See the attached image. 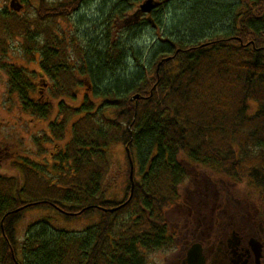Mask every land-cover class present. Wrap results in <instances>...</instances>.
I'll use <instances>...</instances> for the list:
<instances>
[{
    "label": "trees",
    "instance_id": "obj_1",
    "mask_svg": "<svg viewBox=\"0 0 264 264\" xmlns=\"http://www.w3.org/2000/svg\"><path fill=\"white\" fill-rule=\"evenodd\" d=\"M19 1L23 13L0 10V52L8 38H21L30 60L40 54L52 96L68 101L78 80L70 59H79L77 74L88 62L92 90L72 105L61 100L51 125L58 139L70 127L59 159L75 170L0 175V264H147L148 253L173 246L165 211L179 200L189 167L264 191V0H158L150 19L130 24L123 20L131 3L142 0H101L109 24L86 44L59 26L84 0ZM163 7L178 14L159 31ZM146 23L156 28L157 46L141 63L133 37ZM28 107L35 117L52 114L38 99ZM114 143L127 146L137 164L130 197L128 162L122 196L106 195V149ZM34 208L97 219L70 231L36 216L18 238L16 223Z\"/></svg>",
    "mask_w": 264,
    "mask_h": 264
},
{
    "label": "flooded vegetation",
    "instance_id": "obj_2",
    "mask_svg": "<svg viewBox=\"0 0 264 264\" xmlns=\"http://www.w3.org/2000/svg\"><path fill=\"white\" fill-rule=\"evenodd\" d=\"M140 17L147 19L148 15L144 13ZM23 54L24 60L20 62L6 50L0 52V57H3V59L0 58V70L5 77V99L0 108L2 115L0 116V175L7 174V171L1 167V164L5 163L11 165L10 170L29 172L34 170L39 174L44 170H75L74 167L66 165L59 159L64 144L72 137L70 127H65L64 137L58 139L54 136L51 125L58 121L56 116L59 114L61 100L65 104L72 105L74 100H84V97H89L91 94L92 86L87 73L89 71L88 62H85L84 67L86 73L77 74L79 59L77 61L76 58L70 59L69 67H73L78 80L73 87L74 95L67 103V98L53 96L50 100L48 97V94L50 96V93L54 91V83L40 64V54L34 58L39 66L38 77L35 81L29 80V60L28 56ZM78 93L81 96L77 99ZM98 97L103 98L101 95ZM13 98L17 100L22 131L18 129V122L15 124L14 115L10 121L4 119L3 116L5 112L14 108L11 103ZM30 99H38L44 105L50 104L51 116L45 118L30 114L28 107ZM35 118L47 120L45 129L38 124L34 126L29 124ZM37 130H41V134L35 136L33 131ZM14 132L20 135L15 137ZM31 132H33L31 135L34 140L33 146H36L33 149L29 146L30 138H28ZM198 171L188 170L193 175L194 173L200 174ZM193 175L189 176L192 180L188 186L181 184L180 190L183 187V194L180 191L179 200L171 206L182 207L184 214L181 222L176 224V233L174 229V233L172 232L175 243L176 239L181 240V250L169 264H264V226L261 224L262 219L249 213V201L238 196L237 193H232L231 189L221 182L208 179V183H202L198 182V178L193 180L195 178ZM30 205V202L24 204V206ZM209 209H211V217L207 214ZM184 216L185 222H182ZM194 222L195 227L192 226ZM193 244L197 245L198 256L196 255V258L189 261L188 251ZM255 244L260 248L258 255L253 247Z\"/></svg>",
    "mask_w": 264,
    "mask_h": 264
},
{
    "label": "rangeland",
    "instance_id": "obj_3",
    "mask_svg": "<svg viewBox=\"0 0 264 264\" xmlns=\"http://www.w3.org/2000/svg\"><path fill=\"white\" fill-rule=\"evenodd\" d=\"M28 1L29 3L35 2L34 0H28ZM100 1L101 0H84L82 3L83 5L79 7V10L73 13V15L71 16L69 24L66 25V24L60 23L59 26H61V28L64 29L68 33L78 34L79 40H83L85 44L86 42L90 40L101 37V29L105 28L106 25L109 23H108V14L106 13L108 8H105V10H103V6H100V3H102V1L101 2ZM214 2L215 0L212 1V3ZM236 2L237 0L236 1L235 0H222L221 2H218V3H220V6H223L224 3L225 5L227 4L233 5V4H236ZM8 3H9V0H0V10L4 9L5 7L8 8ZM216 3L217 2H215V4ZM131 4L133 5L129 9L128 11L129 13L133 11L136 4L138 3L136 4L131 3ZM172 9H169L170 10L169 12V10L167 11V9L163 7L162 11L157 14V16L159 17V21L161 22L159 31H162L164 29L163 27L166 26V24H168L172 15L177 16L178 14L177 11L174 13V10ZM19 13H23V11ZM121 26H122V23L121 21H119L117 24V29L121 28ZM135 30L138 31V34L133 37V39L135 38V40L133 41L134 43L133 45L135 46V49L138 52H140L143 56L141 57L142 58L141 63H145L147 60L150 59V55H152L154 50H156L157 43H154L155 41L154 34L156 32V28L153 30L151 25L146 23L139 30L137 28H135ZM22 43H23V40L19 38L18 36L7 39L6 52L9 53L11 56L15 57L16 59H18L20 62L24 60ZM35 55H36L35 57H38L37 51ZM0 58L3 59L2 56ZM34 58L32 60L28 58L29 60L28 76H29L30 81H35L38 77L39 66H38V62L34 60ZM132 63L133 62L131 61L128 62L131 70L133 69V66H135V64H132ZM4 88H5V77H4V73L0 70V108L2 107L4 103V99H5ZM80 96L81 95L78 93L77 99L80 98ZM48 97L50 98V100H52L53 98L51 93H50V96L48 94ZM101 100L102 99L99 97L96 99L93 98L92 100L94 104L93 108L94 106H98ZM11 103H13L14 108H12L11 111H7L5 112V114H3L4 119L6 120L8 119L10 121L12 119V116L14 115L13 117L14 122L15 124L16 122H18L17 123L19 127L18 129L22 131V127L20 126L21 123L19 122L20 113H19V109L17 108V100L13 98ZM105 113H107V111H105ZM0 116L2 115L0 114ZM46 121L47 120H39L35 118L33 119V121H30L29 124L31 126L38 124V125H41L43 128L46 125ZM33 132H31L28 136V138H30L29 146H31L32 149L36 146H33L34 140L32 139L31 135L33 133L35 136H37L41 134V130L40 131L37 130ZM14 135L16 137V136H19L20 133L15 134L14 132ZM107 152L109 154L110 167H109L108 174L104 181L106 195L109 196L110 198H113V197L119 198L123 194V189L126 183L125 182V172L127 170L126 154L124 151V147L120 143L111 144L109 148L107 149ZM135 153H136V150H134L133 154L135 155ZM134 165H135L134 172H135L136 177H138V174H137L138 168L136 169L137 164L135 160H134ZM10 166L11 165H8V163L1 164V167L3 168V170H6L7 172L11 171ZM189 170H195V169L193 168L190 169L189 167ZM199 171H200V174L194 173L193 175L189 173V176L193 175V177H195L193 180H196L198 178L199 180L198 182L208 183L209 182L208 179L209 180L213 179L217 182H221L224 186H228L231 189L232 193H237L238 196L243 197L246 200H248L249 201V213H252L256 215L257 218L261 219L262 216L259 215V212L260 210L261 212L264 210V198L260 200V194L261 192L264 193V191H260V189L255 190L253 188L254 185L252 183L251 184L248 183L244 179L239 180V181L234 180V179H223L219 175L214 176L210 170H200L199 169ZM189 176L182 183V186H185V185L188 186V183H190V180H192ZM190 186L192 188L191 184ZM182 190H183V187H182ZM182 190L180 191L183 194ZM184 197H185V193H184ZM231 207L232 206H230V208ZM183 214H184V209H182V207L181 208L171 207L165 211V218L169 224V231H171V233L172 232L174 233V230L176 233V230H177L176 224L181 222V218ZM207 214H208V217H211V209L207 211ZM36 216H38L39 218L49 217L50 224H55L59 228L70 230V231H79L83 229L84 227H86L87 225L93 224L97 219L96 213L90 214L87 216H78V217H70V218L66 217L65 218L62 214H60L59 212L51 208H34V209L25 211L24 214L20 217L19 221L16 223L15 225L16 236L18 238H22L24 231H26L29 228V226H31L32 222L36 221ZM184 219H185V216L183 217L182 222H185ZM261 224L264 226V219H262ZM195 225L196 223L194 222L192 226L195 227ZM181 243L182 242L180 239L179 240L176 239V243H175L174 238H173V246L171 245V247L169 248L158 249V250L148 253L147 254V264H169L171 263L176 257L177 253H180Z\"/></svg>",
    "mask_w": 264,
    "mask_h": 264
},
{
    "label": "water",
    "instance_id": "obj_4",
    "mask_svg": "<svg viewBox=\"0 0 264 264\" xmlns=\"http://www.w3.org/2000/svg\"><path fill=\"white\" fill-rule=\"evenodd\" d=\"M158 5V0H142L137 8L134 10V12H132L131 14H129L124 20L123 22L125 24H129L131 22H135L139 19L140 15L143 13H150L156 6ZM9 7L11 9H13L14 11H19L20 9H22V4L19 0H10L9 1ZM138 98V95L135 94L134 96H132V100H136ZM126 154H127V158L129 161V166H130V170H129V180H130V192H129V197L131 196L132 193V189H133V161L130 155V152L128 151V149H126ZM114 208H110V210H113ZM106 210V209H104ZM254 250L256 252V254H259V246L258 245H254ZM198 254V249H197V245L193 244L190 247V250L188 251V258L189 261H191L193 258H196V255ZM198 256V255H197Z\"/></svg>",
    "mask_w": 264,
    "mask_h": 264
}]
</instances>
